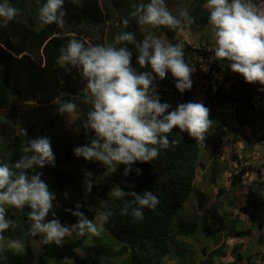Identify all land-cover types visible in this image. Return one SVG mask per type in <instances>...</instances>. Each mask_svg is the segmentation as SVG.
I'll return each mask as SVG.
<instances>
[{"label":"trees","instance_id":"obj_1","mask_svg":"<svg viewBox=\"0 0 264 264\" xmlns=\"http://www.w3.org/2000/svg\"><path fill=\"white\" fill-rule=\"evenodd\" d=\"M44 2L9 0L18 14L6 26L0 21V162L14 163L29 139L47 137L55 164L35 171L42 173V180L56 195L53 203L60 206L53 209L55 217L62 225L76 223L77 217L65 209L74 211L77 203L82 205L80 211L97 223L99 213L110 210L112 214L99 236L80 235L73 230L57 246L44 244L41 235L30 234L27 206L23 211L5 206L7 218L16 226L2 234L0 264H264V152L256 149L264 145V94L259 91L264 85L247 83L231 71L229 62L215 60L214 52L205 45L211 41L198 42L197 37L211 26L206 0H187L183 9L191 19L175 30L140 25L136 18H129L128 27L124 28L121 20L129 17L133 5L145 3L143 0H64L63 28L40 22L38 13ZM254 2L260 6L264 0ZM170 3L171 0L166 2L168 9L177 14ZM156 29L158 37L168 42L180 30H186L195 43L201 44V48L195 45L192 49L188 43L186 47L199 53L208 70L194 66L200 77L216 87L215 93L209 83L200 90L208 96L209 104L205 106L213 121L207 135H211L210 143L216 148L215 137L222 140L219 135L230 130L235 150L226 152L225 165L220 154L214 156L206 145L197 144L174 128L168 138L176 140V145L161 149L149 163H134L127 176L123 175L125 165L113 163L112 175H108L110 165L74 155L76 147L87 145L94 138V133L82 126L90 105L75 100L80 116L72 122L56 111L70 98L67 94L73 98L87 94V81L78 68L61 59V49L67 46L71 35L91 38L93 45H105L115 44V37L122 30L135 33L140 41L148 35L155 36ZM116 46L132 51V66L138 72L150 71L137 64L138 52L133 44ZM184 58L191 66V55ZM153 83L162 102L167 101L162 87L173 96L184 93L176 89L170 72L163 80L156 77ZM61 91L66 94L64 97L59 95ZM185 92L188 98L189 91ZM206 156L210 158L209 166L204 163ZM222 164L242 165V169L233 168L226 176L232 191L241 195L243 192L239 213L236 199L221 200L227 188L207 192L197 185L203 170L202 181L207 179L209 187H213L215 180L223 177ZM45 168L51 170L49 177ZM137 168L141 170L139 175ZM86 172L93 174L94 182L87 195L83 185ZM117 186L137 194L152 191L159 204L155 210L144 209L143 219L135 220L130 212L122 214L121 209L132 198L114 197L112 190ZM211 195H215L216 202L210 206ZM52 218L50 212L46 219ZM13 242H19L21 247H9Z\"/></svg>","mask_w":264,"mask_h":264},{"label":"clouds","instance_id":"obj_2","mask_svg":"<svg viewBox=\"0 0 264 264\" xmlns=\"http://www.w3.org/2000/svg\"><path fill=\"white\" fill-rule=\"evenodd\" d=\"M63 6L64 0H45L39 8L40 22L45 25L55 23L63 28L66 15ZM205 7L209 11L208 22L213 29L215 47L209 50L214 52V59L229 62L231 71L242 76L247 83L264 85V7L258 6L254 0H206ZM17 14L18 9L11 6L9 0L0 2V21L4 26ZM129 18H136L140 25L173 30L181 28L191 19L184 9H179L174 15L165 0H149L146 4L133 5L129 17L121 20L124 28L128 27ZM115 42L86 46L85 42L73 38L61 49V59L78 68L87 81V94L82 98L67 94L70 98L64 100L56 111L61 115H72L78 107L74 101L82 100V103L90 105L82 126L94 133L89 144L74 149V155L106 166L113 163L125 165L123 175L127 176L134 163H149L158 157L161 149L177 144L176 140L170 141L168 138L174 128L204 146L205 137L213 126L210 110L204 103H183L169 111L173 104L169 99L185 100V91L192 88L193 68L185 61L182 45L166 43L153 35L137 41L135 33L123 30L115 37ZM116 44H133L138 52L137 64L140 68H150V71L138 72L132 66V51ZM168 72L176 81V89L184 93L173 96L166 87H162L167 96V101L162 102L153 82L156 77L165 79ZM210 86L215 92L213 83ZM201 94L208 98L204 90ZM59 95L64 97L66 94L61 91ZM23 134L27 135L24 129ZM21 152L23 154L14 163L0 162V240L4 239L2 234L6 230L16 226L7 218L5 206L21 211L27 206L30 209L27 213L31 221L30 234L41 235L44 244L59 246L73 230L80 235L91 233L99 236L103 224L112 214L110 210L98 214L96 219L100 223L88 219L80 211L82 205L79 203L74 211L65 209L77 217L76 223L62 225L55 217L53 209L60 206L53 203L56 195L42 180V173L35 171L55 164L50 139H29L21 147ZM30 171L34 174H30ZM135 171L137 175L141 172L139 168ZM92 176L91 172L85 173L83 185L86 195L94 185ZM242 191L246 192L247 189ZM112 195L118 199L132 198L121 212L125 215L130 212L135 220L143 219L144 209L155 210L159 204L158 197L152 191L137 194L135 191L125 192L117 186L112 190ZM50 212L53 218L47 220ZM9 247L19 249L21 245L13 242Z\"/></svg>","mask_w":264,"mask_h":264},{"label":"rangeland","instance_id":"obj_3","mask_svg":"<svg viewBox=\"0 0 264 264\" xmlns=\"http://www.w3.org/2000/svg\"><path fill=\"white\" fill-rule=\"evenodd\" d=\"M145 3H148L149 0H143ZM169 1V0H165V3ZM187 0H171V3L169 5V7L172 8V10H179V9H183V7L185 5H187ZM261 7H264V3L260 5ZM151 28V26H150ZM188 33V34H187ZM159 35V32L158 30L156 29V34L155 36L158 37ZM70 40L75 38V39H78V40H81L83 42L86 43V46L87 45H93L92 43V40L91 38H82V37H79V36H75V35H71L69 36ZM200 41L198 42H209L211 41V43L209 44H206L205 45H208V49L206 47H202L204 49H213L215 47V41H214V36H213V29L212 27L210 26L209 29L207 31H204L202 32L199 37H197ZM162 39V38H161ZM164 40L166 43H171V44H180L182 45L183 49H184V53H185V57L187 58L189 55H191L192 59H191V66L193 68V72H192V75H191V80H192V88L189 91L188 95L189 94H192L191 97L188 99H185V100H181V98H177V99H173V98H170V102L173 103L171 104V107L169 109V111L171 110H174L179 104H183V103H188V102H203L204 105L206 103H208V98H204L203 94H201L202 92L200 91L201 89H204V85L206 84H210V81L208 80H204L202 77H200V73L196 70L194 64H198L200 67H201V70H205L207 71L208 70V66L206 63H204L202 61V58L200 57L199 53H196L195 51H190L187 49L186 47V43H188L190 46H192V49L195 48V45L197 47H200L201 48V44H197L194 42L193 38L189 35V32L186 31V30H180L178 32V35L176 38H174L172 40V42H168L166 39H162ZM203 45V46H205ZM203 49V50H204ZM209 52H211L209 50ZM213 52V51H212ZM255 84H259V83H255ZM259 91L264 94V87H260L259 88ZM215 93V92H213ZM202 95V96H201ZM189 100V101H188ZM177 103V104H176ZM176 104V105H174ZM209 104V103H208ZM214 114V113H213ZM79 113L75 112L74 114L72 115H66V120L69 121V122H72L75 118L79 117ZM238 126V125H237ZM227 134L226 135H219V137L223 140H220L219 138L215 137L216 141L218 142V147L215 148V145H211L210 143V138H211V135H206L205 137V140H204V145H206L207 149L208 150H211L212 151V154L215 156V155H221L223 158V161L222 159L220 158L221 160V163L225 164V160H228L227 159V155H226V152H232L235 150V146H234V143H233V138H234V135L233 134H230V130L227 129ZM186 133V132H185ZM230 136V137H229ZM242 141H245L246 139L245 138H241ZM232 141V142H231ZM260 149L261 152H264V145L262 146H258L256 147V149ZM220 156V157H221ZM226 156V157H225ZM204 163H205V166H209L210 165V158L209 156H206L205 159H204ZM222 164V167H225L224 170H222V174H223V177L220 176L217 180H215V183H214V186L213 187H209L210 184L209 182L206 180H203L202 181V178H201V173L203 172V170H200L199 174V181L197 183V185L203 189H206L207 192H209L210 190L212 189H215V191L218 189V188H227L228 192H226V194L222 197V201H229L230 199L234 198L236 199V201L238 202L236 204V212H238V210H240V201L244 199V195H243V192H242V195L238 192V191H232V189L230 188L229 186V181H227V175H228V172L229 171H233V168H238V169H242V165H230V166H225ZM237 166V167H236ZM113 166L110 165L108 166V171L106 173H108V175H112V171H113ZM45 170L47 171V173L49 174L48 177L50 176V171H49V168H45ZM207 172V171H206ZM203 175H206L205 173H203ZM204 178V176H202ZM250 180V177L247 178L246 181L249 182ZM241 190V189H240ZM242 191V190H241ZM212 197H210V202H209V205H213L215 204L216 202V197L215 195H211ZM239 213V212H238ZM242 218L245 219V216L242 215ZM2 244V242H0ZM253 249V245H250Z\"/></svg>","mask_w":264,"mask_h":264}]
</instances>
